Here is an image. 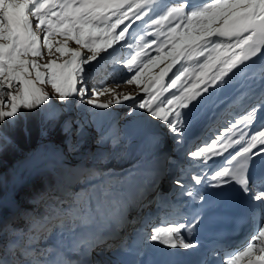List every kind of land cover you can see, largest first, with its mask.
<instances>
[{"label":"snow or ice","instance_id":"obj_1","mask_svg":"<svg viewBox=\"0 0 264 264\" xmlns=\"http://www.w3.org/2000/svg\"><path fill=\"white\" fill-rule=\"evenodd\" d=\"M161 2L0 0V44L4 46L0 59V155L18 149L6 126L21 109H43L41 147L19 167L57 177L54 184L27 200V208L14 197L5 199L0 194V264H82L70 259L68 253L77 252L81 258L89 254L87 226L102 217L122 214L128 201L108 173L86 169L82 162L67 163L85 145L90 146V158L96 161L109 155L134 154L136 164L116 184L138 185L143 190L146 181L160 197L158 179L153 182L154 178L166 174L175 161L159 154L161 138L157 133L128 119L132 107L122 116L103 111L125 102L166 125L178 147L191 122L189 117L194 119L207 109L216 117L242 103V111L225 126V136L191 148L187 154L205 165L227 155L225 166L209 177L214 182L211 186L235 183L245 194L253 190L249 169L256 159L264 161V126L253 128L264 108V0H181L153 14ZM71 41L80 47H69ZM125 41L129 42L124 46L133 51L124 64L133 74L122 83L135 85L141 94L98 103L95 97L108 89L102 84L90 86L84 65ZM84 46L90 54L82 55ZM45 49L50 57L59 56L40 64ZM65 56L62 63L57 62ZM160 64L164 67L153 74ZM45 82L58 93V107H49L53 97L39 87ZM57 125L63 146L45 143ZM109 146L110 152L106 151ZM85 171L87 183L69 195L71 189L66 186L78 182ZM207 175L202 171L192 179L199 185ZM8 182V176L0 173V193ZM174 183L184 187L181 180ZM194 191L188 189L185 194L192 197ZM202 199L196 197L197 202ZM253 199L264 202V190L257 191ZM41 203L42 211L34 207ZM198 222L197 217L191 224L173 221L170 226L152 227L148 241L169 249L193 248L196 245L186 240L184 232L190 236ZM56 228L60 229L56 243L42 244L44 234L50 235ZM65 233L72 237L70 245ZM131 243L139 246L142 241ZM129 244L127 234L120 244L107 249L129 251ZM226 264H264V224L246 246L227 257Z\"/></svg>","mask_w":264,"mask_h":264},{"label":"rangeland","instance_id":"obj_2","mask_svg":"<svg viewBox=\"0 0 264 264\" xmlns=\"http://www.w3.org/2000/svg\"><path fill=\"white\" fill-rule=\"evenodd\" d=\"M42 2H44L45 4H47L48 3V0H42ZM0 39H3V37H0ZM54 39H57L58 40V39H62V38L56 37ZM69 47H71V48H78L80 46L76 45L74 41H71V42H69ZM3 50H4V46L2 44H0V59H3ZM81 51H82V55H88V54H90L87 51V46H84L81 49ZM56 57L57 56L50 57L47 54V50L45 49L44 50V55L41 58H39V61L38 62L40 64H45V63L48 62V60L50 58L51 59H55ZM66 58H67L66 56L65 57H62L57 62L58 63H62L63 62V59H66ZM88 64H85L84 65V76H85L86 82H87V77L88 76H90V78L97 77V75L96 76L90 75V71L91 70H90V68H88ZM160 66H161V64L158 67H156V68L153 69V74H155V71ZM162 66H164V65H162ZM41 71H46V70L42 68ZM121 71H123V70H121ZM121 71H116V72H114V74L117 75L118 77H121V76L124 75V72L121 73ZM130 76H129V78H130ZM112 80H116V81H110V82H118V84L117 83H109L108 85L103 86V88L108 89V91L107 92H104V91L101 90V93L98 94L95 97V99L98 101V103H102V102L109 103L110 101L114 102L115 99H120V100L123 101V97L126 96V95L136 96V95H140L141 94L140 93V89L137 88L135 85H129L127 83L121 84L122 82H124L126 80H124V81L123 80L117 81L118 79H116V78L115 79H112ZM90 82H91V80H89V83ZM167 82H169V81H166V83ZM98 83L99 84H102L103 82H98ZM119 86L120 87L126 86L127 89L123 90L124 92L119 93L118 90H120L121 88L115 89V88H117ZM39 87H41L42 90L45 93H47L48 95H50V96L53 97V102H52L51 105H49V107H58L57 106V103H56V101L58 100V93H56L55 90L51 87V84L49 82H45V83L39 85ZM113 91H117V92H113ZM129 107H132L134 109V111H133L132 116L128 117V119L135 120L136 123H138L140 125H143V126H146L151 131L157 133L160 136V138H161V144H160V148H159V154L160 155L167 156V153L169 152L168 155L172 159H175L176 156L174 154L177 153V150L178 149H177L176 142L173 141L174 140V136L172 134H170V133H167L165 131L166 130V127L164 128L165 130L163 128H160V125L158 126V124H157V126L155 125V127H153V123H155V122L160 123V122L157 121V120H153L151 117L148 116V114L146 112H144V111H142V110H140L138 108H135V105H132L131 102H125L121 106H115L112 109L103 110V111L107 115L119 114V115L122 116V115H124V113H126L129 110ZM42 111H43V109H42ZM23 112H24V110L21 109V111H20L19 114L23 115ZM223 122H224L225 125H227V123H228L225 120H223ZM160 124H162V123H160ZM206 130H207V132L211 131V133H209V134H213L212 133V130H210L208 128ZM202 134L203 133H199V137H200V135L202 136ZM205 134H206V132H205ZM59 135H62V134L59 133ZM210 136H212V135H210ZM197 139H198V136H197ZM45 143H49L52 146H63V143L62 144H58V142H55V140L52 139L51 137H49L48 140L45 141ZM40 147H41V141L39 139L38 140V144L34 148H30L29 150L22 151L18 155V157L13 161V164H12V167H11V174L13 175L15 173L13 175V177H14L15 180L19 177V173L22 170H25V168L19 167L20 162L24 161L28 157L29 154H31L34 151H37ZM89 148H90L89 145H85L83 147V149L81 150V153L78 154V155H75V156H70L68 158V160H67V163H69V164H76V163L82 162L84 164V166H85L86 169H88V168H96V169H98L100 171H103L105 173H108L109 174V178L111 179V181H114V179H118V180L122 179L127 174L128 170L133 169V166L136 164V156L134 154H132V155H125L126 157H128L127 159H123V158H125V156L119 158V156L109 155L106 160H103V161H107L106 164L105 165H100L101 161H96V160H93V159L90 158L91 157V153H90ZM106 151H109V152L111 151L110 146L106 148ZM120 159H122V160H120ZM2 170H4V169H1L0 170V173H3ZM26 171H27L26 177H24L22 179V181L19 182V183H21V185H24L26 183V180H28V178L31 176V173L27 169H26ZM163 177H164V179L167 178V174H164ZM155 179H160V177L159 178H155ZM77 180H78V178H77ZM153 182H156V181H153ZM73 184H72V187H73ZM161 184H162V179L160 181L158 180L157 187L159 188V186ZM144 185H147V182L146 181L144 182ZM144 185H143V190H141V187L138 186V185L135 186L134 189H130V190L124 189V194H126V196L125 195L124 196H125V198L128 201V203H127L128 205H125L124 206L123 211H122V214H120L118 216H115V217H113V216L102 217L99 220H97V224L94 223L93 226H88L87 227L86 236H91L92 237V239H91L90 242L85 238L86 241H87V243L89 245H91V247L89 248V254L88 255H86V256H84V257L81 258L80 255H79V253L69 251V253H68L69 258L70 259H73V260L82 261V264H113L112 262H114L116 260L119 261L120 260V257L119 256H116L115 257L116 260H114L112 257L109 256V253L110 254H117V253H119V251L121 252V250L110 251V250L107 249L108 246H106V244L107 243H110L108 245H113V246L118 245V244L121 243L123 237L125 235H127V234L130 237V244H131V240L133 239L134 233H133V230H128V229H130L135 224L134 222H136V220H137L136 218L137 217H140V219L137 220V223L138 222L141 223V221L144 219V216L147 215L146 214L147 211H144V215L142 216L141 215L142 214V211L141 210L145 207L144 205L147 203L148 198L149 197L151 198L152 195H153V192L148 190V192L146 194V197L143 200V202L141 203V205L139 206V208H135V209H133L132 207H130L131 209L129 208V206L131 205V203L134 201V199L137 196H138L137 199H140L141 196L145 194V189L146 188L144 187ZM66 187L71 188L70 186H66ZM79 187H77V189H79ZM135 190H138V192L136 194H134V196H132L130 198V196H131L130 195L131 194L130 191H132V193H133ZM9 192L10 193H9L8 197L5 198V199H10V198L13 197V195L16 192L15 191V186L13 188L11 186ZM134 203L135 202H133V204ZM129 209H130V212H131V219L129 220V223L123 225V230L124 231L122 229H117V228H120L122 226V224H123L124 221L121 220L120 221V222H122L121 226H118L117 227V224H116V222H114V219L116 218L117 220H120V218L124 217V215L126 213H128V210ZM149 213H151V211ZM134 218H135V221L132 222ZM147 230H149L148 227H146V231ZM105 233H107L108 235L105 234ZM64 239H65L66 242H68L69 245L71 244L72 237L70 235H68L67 233H65L64 234ZM101 239L105 242V244H101L100 245V240ZM130 244H129V246H130ZM85 261L86 262H89V263H84Z\"/></svg>","mask_w":264,"mask_h":264},{"label":"bare ground","instance_id":"obj_3","mask_svg":"<svg viewBox=\"0 0 264 264\" xmlns=\"http://www.w3.org/2000/svg\"><path fill=\"white\" fill-rule=\"evenodd\" d=\"M180 2H181V0H162L161 3H159L155 6V8L153 10V14H158V13L164 11L166 6L169 4H178ZM146 38H150V37H146ZM137 39H139V36H137ZM128 42L129 41H125V42H122V44H125ZM122 44H121V46H122ZM121 46L118 47L116 49V51H114L112 58L113 59H119V58L121 59L122 57H124L125 58L124 61H126L128 58H130L133 50L129 49V48H125V51H122V49L124 47H121ZM151 54L153 56L156 55V53L154 51ZM58 55H59L58 53L55 54V56H58ZM124 61H122V62H124ZM114 63H118V62H114ZM162 65L163 64H161V66ZM160 67L155 71V74H157L160 71V69L164 66H162L161 68ZM174 70H175V68L173 69V71ZM132 74H133L132 72H127L121 77L109 75L103 81L102 85L105 86V85H108L109 83H117L118 84V82H110V81H116V80H112L115 78L118 79L117 81H121V80L124 81L127 78H129V76ZM170 77H171V73H169V77L165 78V83H166V81H169ZM89 80H91L89 85H99L98 82H100V81H98V80L96 81L93 78H90ZM121 84H123V83H121ZM118 88H121L120 90H118L119 93L124 92L123 90L127 89L126 86H122V87L119 86L115 89H118ZM113 92H117V91H113ZM102 103H106V102H102ZM237 106H238V104H235L232 107H237ZM239 108H241V107H239ZM234 109H236V108H234ZM232 112H234V111L227 110L223 114H219L215 117L213 115L212 109H207V110L203 111L202 113H200L199 115H197L194 119L192 117H189L191 122L183 130L182 146L187 145L189 147H194L195 145H197L198 139L202 143H210L212 139H219V138H222L223 136H225L226 132L224 131V128L226 125H223V120H226V118H227V121H228L231 117ZM229 115H230V117H229ZM233 116H234V118L236 117V115H233ZM157 124H158V126L161 125L160 123L155 122V123H153V127H155V125L157 126ZM261 126H264V108H261L259 110L258 115H257V120H256L255 124L253 125V128L254 129L259 128ZM206 127H211L212 130H214L213 131L214 135L210 138L205 137L204 131H205ZM216 128H218V130L215 131ZM165 131L167 133H170L168 131L167 127H166ZM199 133H203L202 136L200 135V137H199ZM208 133H210V132H208ZM197 136H198V139H197ZM173 141L176 142L175 136H174ZM192 141H194V144ZM182 146H180V147L177 146V148L181 149ZM217 147H219V145H217ZM168 153H167V156H169ZM124 156H119V158L124 157ZM127 158L128 157L125 156V158H123V159H127ZM182 159L183 158L181 156L173 159L175 161V164H172V168H174V166L177 163H180L182 161ZM226 159H227V155H225L224 157H217V158H214L213 160L209 161V163L207 165L201 167V171L198 174V176L201 175L202 171H206L208 173L207 176H204L201 184L208 185V184L214 183L213 181L210 180L209 177L215 171H217L221 167L225 166ZM120 160H122V159H120ZM169 168H170V166H169ZM166 174H167V178L164 179V177L161 176L160 179H158L159 181L162 179V184L159 186V188L157 187V191L159 192L161 198L156 197V195H157L156 192H153L152 197L151 198L149 197L147 200V203L144 205L145 207L143 209L141 208L142 210L140 209L142 211V214H141L142 216L144 215V211H147V210H149V212L151 211V213L148 214L149 217L147 216V219L145 218L144 220H142V224H140V222L137 223V220H139L140 217H137V218L135 217L137 219L136 222H134L135 224L133 223L134 225L130 229H128V230H133V233H134L133 239L131 241L141 240L142 244L139 246H134L131 243L129 246L130 250L129 251L121 250V252L123 254V258L121 260L113 263V264H177L179 262L180 258H181L180 260L186 261L185 258H182L183 257L182 254L184 252H186L187 250H194V248H190V249H180V248L169 249L166 246L161 245L159 243H152V242L148 241V236H150V234H151L152 227H161V225H160L161 220L159 218L165 211H166V213L164 216L166 217V219L171 218L170 223H172L173 221L176 222V219L179 217V215L181 213H183V208H182L183 206L182 205H180L179 203H177V204L171 203L172 205L170 204V201L176 198L175 191H173V184L169 183L170 177L174 176L173 170L170 169ZM154 181H157V179L154 178ZM144 187L146 188L145 194L142 195L140 199H137V197H138L137 196L135 203L131 204L129 206V208L130 207H132L133 209L139 208V206L141 205V203L145 199L148 190L152 191L151 185L149 187L147 185H144ZM249 194L254 195L253 190L250 191ZM173 196H175V197L173 199H171V197H173ZM260 203H261L260 204L261 208L258 210V214L260 216V221L262 223H264V202L260 201ZM130 209L128 210V213H126L124 215V217L120 218V221L122 220L124 222H123V224H122V222H120L119 225L117 224L118 226H121V224H122V226L120 228H117V229L123 230V225L129 223V220L131 219ZM135 218H134V221H135ZM170 223H169V225H170ZM146 227H148L149 230L146 231ZM105 234H107V233H105ZM249 240L250 239H248V237H247V239H245L244 246H246V244L249 242ZM101 244H105V242L102 239L100 240V245ZM108 244H110V243H107L106 246H109ZM141 251L143 252V256L139 255V252H141ZM230 255H233V254L230 253ZM227 257H229V255L224 256L220 260L219 263H215V264H226ZM84 263H89V262L85 261Z\"/></svg>","mask_w":264,"mask_h":264},{"label":"trees","instance_id":"obj_4","mask_svg":"<svg viewBox=\"0 0 264 264\" xmlns=\"http://www.w3.org/2000/svg\"><path fill=\"white\" fill-rule=\"evenodd\" d=\"M23 113H24L23 115L18 114L14 122L6 126L8 134L13 138L14 142L18 145V149L16 151H9V152H6L5 154L0 155V170L4 169L2 171L8 176V180H9V182L5 184L2 190V193L0 194H2L5 198H7L10 193L9 191H10L11 186L12 188L15 186L16 192L13 195V197L15 198L17 202H19V204L22 207L27 208V207H30V205L27 204V200L31 199L38 192L44 190L47 186L54 184L57 177L55 175H52L51 173H45V174H40V175L31 173V176L28 178V180H26V183L24 185H21V183L19 182L22 181L24 177H26V173H27L26 169L22 170L19 173V177L16 180L13 177L15 173L13 175L11 174V167H12L13 161L18 157V155L22 151L29 150L30 148H34L38 144V140L40 139L39 125H40L41 118H42V109L40 111H32V112H25L24 110ZM59 133H60L59 125H57L56 131L50 137L54 139L55 142H58V144H62L63 136L59 135ZM106 162L107 161H101L100 165H105ZM87 180H88L87 173L84 172L82 175L78 177V180H77L78 182H75L73 187L72 185H70L71 190L69 191V195H71L72 191H75L77 187H79L81 184H86ZM116 181H118V179H114V181H112L113 185L117 187L119 190H121L123 194H124V189L130 190V189L135 188L134 185L116 184ZM137 191L138 190H136L134 194H136ZM130 193L132 194V191H130ZM134 194L131 196L129 195L130 198L134 196ZM124 195L126 196V194ZM135 201H136V198L134 199L133 202ZM133 202L131 204H133ZM34 207H36L40 211L43 210L42 203L34 205ZM114 222H116V224L118 225L120 224V220H117L116 218L114 219ZM94 223L97 224V221ZM94 223L88 226H93ZM58 233H60L59 228L53 229L52 234L49 235L45 233L44 237L41 238L40 242L45 245L55 244ZM85 238L88 241H91L92 239L91 236H85Z\"/></svg>","mask_w":264,"mask_h":264}]
</instances>
